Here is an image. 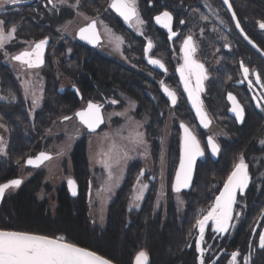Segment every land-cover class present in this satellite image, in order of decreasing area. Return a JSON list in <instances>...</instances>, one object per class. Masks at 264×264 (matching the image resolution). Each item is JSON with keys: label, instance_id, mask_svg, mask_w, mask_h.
Masks as SVG:
<instances>
[{"label": "trees", "instance_id": "1", "mask_svg": "<svg viewBox=\"0 0 264 264\" xmlns=\"http://www.w3.org/2000/svg\"><path fill=\"white\" fill-rule=\"evenodd\" d=\"M94 2L100 4L101 1ZM90 4L93 5V0L86 1L88 8ZM20 9L18 12H7L5 16L9 17L10 23L20 22L23 33L36 37V40L50 34L52 37L54 36L53 38L57 37L53 28L45 26L44 22L38 23L34 17L32 19V15L30 16L32 9L26 5ZM79 51L80 57H88V53L83 48ZM241 53L245 55L250 53L258 60L254 51L248 47H245ZM75 56L77 55H73L71 59H75ZM4 60L0 55V85L5 94L10 97L9 100L0 101V122L9 129V143L7 158L0 160V184L18 177L20 168L25 165L26 159L38 153L42 146L45 129L57 115V112L53 111L54 105L60 112H73L81 103L72 90H67L63 96L56 91L53 87L54 85L56 87L55 74L49 67L47 75L52 89H49L46 94L43 108L35 115L34 121H31L29 112L25 109L27 105L13 77V72L5 65ZM261 63L263 65L258 62L254 66L264 76V62ZM85 65L94 76L100 72V77L96 75L100 82L111 80L112 83L117 81L121 84L128 81L130 85L135 82L131 78L129 80L126 73L120 72L119 67H113L112 63L104 59L99 58L96 66L94 63ZM132 74L134 73L129 71V75ZM122 76L126 77L123 82L121 81ZM222 86H225L223 80L215 84L213 88L214 105L218 110L224 109ZM81 87L85 91L91 88V82L87 75L82 77ZM11 98H14L15 101H10ZM153 118L159 123V116L153 115ZM190 121L193 123L189 126L192 127V131H195L206 155L204 160H199L196 163L189 189L184 194L186 205L182 216L176 210L173 196L169 194L172 191L173 180H175L172 178V172L178 164L177 158L180 149L179 138L174 135L169 151L171 161L168 162L170 172L168 188H165L168 194L165 209L154 210L153 197L149 194L139 210L131 212L128 210L129 196L138 169V165L137 167L133 165L129 169L125 183L109 207L106 228L92 226L86 203L90 173L84 145L77 143L71 153V164L73 178L80 187V195L77 198H72L67 186L62 184L57 189V206L53 213L48 203L39 200L37 196L42 187V179L40 172L35 171L30 178H22V184L18 188L9 189L6 192L0 207V228L37 232L53 237L62 235L68 242L89 248L116 264H134L136 256L141 250L147 252L150 259L149 264H198L196 221L210 210L215 197L237 160L241 156L249 159L253 154H258L261 151L259 142L264 139V115L250 109L241 126L228 119L226 126L231 139L222 143L216 159L211 158L208 154L203 133L198 127L196 128L194 119L191 118ZM148 131L149 138L155 139L156 142L153 147V157H156L159 155L160 149L156 139L161 135V130L160 132L158 130V134H156L152 124ZM177 132H179V128ZM236 208L241 211L240 220L233 233L214 240L210 252L208 251L207 262L213 260L223 250L215 264H226L233 252L239 251L243 256L256 246L255 243H252V231L264 213V177L257 184L254 182L250 184L246 193L239 197ZM208 239L212 240L211 235ZM255 255L257 259L255 258L254 264H264V252L257 249Z\"/></svg>", "mask_w": 264, "mask_h": 264}, {"label": "rangeland", "instance_id": "2", "mask_svg": "<svg viewBox=\"0 0 264 264\" xmlns=\"http://www.w3.org/2000/svg\"><path fill=\"white\" fill-rule=\"evenodd\" d=\"M86 1L87 0H66L65 3H60L59 0H23L22 3L16 5L6 4L2 8H0V21L6 22L4 25L5 32L7 33L13 27L16 29V31L13 33L12 38L4 45L3 48H0V55L2 58L5 59L4 62L8 69L13 72V77L21 91L23 100L27 105L25 109L26 111L28 110L29 119L31 121H34L35 115L43 108L46 94L49 92V89H52L51 83L46 80V78L48 77L47 71L49 70V67H52V71L55 74L56 87L55 85L53 87L56 89V91L58 90V88H72L73 86L77 85L76 81L78 79V76L82 77L86 73L87 68L84 67L83 64L82 66H79L78 64V66H76L75 60L71 59L73 55H76L75 52L77 50L76 32L79 27L87 24L91 18L96 17V15L98 16L100 12H103L104 7L108 3V0H101L100 4L98 3L97 5H95L96 2L93 1V5L90 4L89 8L86 5ZM42 3H45L46 5L43 6ZM25 5L32 9V13L30 11L28 12L29 14L31 13L30 16L32 15V19L34 17V19L38 23L44 22L45 26L53 28L54 30H52L55 31L57 34V37L55 38H53L54 36L52 37L51 34L47 36L49 40L48 47L50 48L47 52L45 51L43 65L36 68H28L26 64L12 59L13 56L18 55L22 51L31 50V48L36 42L46 38L44 36V38L42 37L36 40V37L27 33H23V31H21L22 24L20 22L10 23L9 17L5 16L7 12H18L19 10H21L20 8L25 7ZM136 6H140V2L138 0H136ZM95 10H97V12H94ZM139 17L140 20L143 21V23L137 25L136 21L133 22L132 33L130 31L128 32L129 39L132 40L134 38V34H136L138 36L143 35V37L149 40H153V35L149 33V25L141 15H139ZM98 23L101 32L105 35L106 40L104 44V46L106 45V48L102 49L99 54L106 55L107 57L116 60H125V58H128V60L130 61L134 59V56H125V50L127 49V45L125 42L127 40H125L124 37L119 35V33L116 32L114 29L109 28V26L105 24L102 18H98ZM117 37H119L123 41L120 44L119 48L116 47ZM223 38V35H220L218 37V40L220 42H226ZM107 44L109 45V47ZM69 49L71 51H69ZM218 50L220 49L214 51L201 52V62L204 63L208 72V79L206 80L207 82H205L206 89L201 94L204 109L208 114L209 120L211 121L207 128H204L200 124V121L193 108L188 109L187 107L185 108V106L182 105V113H180L179 110L177 111V113H174V111L172 110L169 113L168 117L165 115L167 117L166 121L164 120V123L162 124L163 126L160 128L161 136L159 138V155L156 157H152L151 144L148 141L146 135V129L148 126L149 119L144 114H138V109L135 105V100L130 99L127 95L122 94V92H120L119 90L115 91L116 89H113V93H115L116 95L108 94V99H106L107 102L106 100L104 101L102 98L98 100L91 99L97 102L107 103L104 109V114L106 116L104 119V125L97 132H88L86 127H83L77 121L78 118L76 116L75 111L60 112L58 111L59 109L57 108V106L54 105L53 111L57 112V115L47 125L43 136L42 146L38 151L50 152L53 154V158L49 162L46 161L44 163L45 165L42 168L36 170L29 169V167L23 165V167L20 168V173L18 177L16 178H30L35 173V171L40 172V176L42 179V187L40 188V191H38L37 196L39 200L46 201L50 206L52 212L55 213V209L57 206V189L62 184H65L69 192L68 181L73 178V168L71 164L72 150L77 143H83L86 161L90 173L88 187L86 190V203L88 208L89 221L91 222L92 226H96L102 229L106 228L109 207L115 199L118 191L125 183L129 174V169L133 165H135V167H137L138 165V169L129 196L128 210L130 212L133 210H139L149 194H151V196L153 197L154 210L159 211L161 208L165 209V201L167 200L168 195L165 191V188L168 184L167 170L169 162V151L172 146L171 139L174 133V128H176L174 135H180L182 128L179 127V123H189V126L193 123L190 121V119L193 118L196 123V128L198 127L202 131V133H204V136L212 137L217 143H220L222 145L224 141H228L231 139V135L229 134L228 128L226 126V123L228 122L227 120L230 119L227 114L228 103L226 99V93H236L238 96H240L243 102H247L248 100V95L246 93L241 92V94H239L234 87L232 88L230 85L227 87L225 85L222 86L224 93V95L222 94V96L225 102L223 106L224 109L222 108L221 110H218L214 105L213 88L215 87V84H217V81L214 77V72L218 68V66L216 65L218 59L215 57V54ZM60 51L62 52L59 53ZM240 56L241 58H239L237 62L239 71L237 72L236 69V71H234L235 75L236 73H240L239 75H244L241 63H243L244 67H248L249 60L251 62L252 59L253 65L258 63L257 59L255 57H251L250 53L247 55H243V53H241ZM257 72L260 73L259 69H257ZM234 73L232 74L233 77L229 78L230 81L235 77ZM248 75H254L253 68L252 70H249ZM227 76L228 73H226V77ZM227 82H229V80H227ZM33 91H35L36 95L40 97L36 105H33L32 103ZM9 97V95L5 94L0 85V101L9 100ZM10 101L14 102L15 100L13 98ZM112 101H117V103H115L117 105H113ZM156 101L158 102V98L154 102ZM226 103L227 106L225 105ZM81 104L84 107L86 105V100H84V102ZM156 108L159 113L162 112L160 106H158L157 103ZM166 109H168V106L166 107ZM121 113H123V115H118ZM65 116L69 117V119L65 120ZM187 119L189 121L188 123ZM137 124L140 125L139 128L136 127ZM178 128H180L179 132H177ZM136 131H139L143 134V138L146 143H134L133 138ZM180 142L181 139L179 138V146L181 144ZM8 143L9 129L6 127L5 124L0 122V147H3V152H0V160H4L8 156ZM263 147L264 139H261L259 142V149L261 151L258 154H253L249 159L244 158L245 163L248 165V171L251 177L250 184L253 182L254 184H257L264 177ZM125 152H127V157L121 160L119 164L111 163L106 158L109 154L113 156H122ZM180 154L181 150L179 149V157H175L177 158L178 163L175 168V172L179 168ZM34 155L36 154H33L31 156ZM210 157L213 158L212 154L210 155ZM202 159V157H199L197 159V162ZM239 159L237 160V162L239 161ZM109 163H111V177L109 175V167L107 166ZM142 171L144 174L141 176L140 174ZM172 178L174 179L175 176ZM173 181L175 182V180ZM141 184H147L149 185V187L145 190L143 199L140 201H136L135 197L138 194V189ZM78 189L79 196V185ZM188 189L189 187L182 189L180 192H176L172 187V191H170L169 193L171 196H173L174 205L176 207L177 212L181 216L184 214V209L186 205L184 194ZM247 189L243 194H240L238 192L237 202L239 200V197L243 196L246 193ZM136 204H139V207H136ZM236 205L233 209V220L231 221L232 227L229 229L228 232L216 233L212 229L211 221H209V224L206 227L205 231V240L201 244V248L204 249V264H215L220 255H222L223 250L220 251V253L216 255L213 260L207 262L209 258L207 257V255L209 254L208 251L210 252L214 240L216 238H224L229 234L233 233L235 226L240 220L241 211L236 208ZM238 213L239 215H237ZM0 230L13 229L0 228ZM261 232H264V213L260 216L252 231V243H255L256 246L252 250L250 249L248 253L243 256H241V253L239 251H235L239 254L236 258L235 264H254V260L257 255H255V251L258 249L264 252V249H261L259 247V236ZM209 234L212 238V240L210 239L211 241L208 239V237L210 236ZM57 237L66 240L65 236L59 235ZM198 239L199 229L197 227L196 241ZM196 250L198 252L197 262L198 264H200L201 252L197 249V246ZM149 262L150 259L148 256L147 264H149ZM226 264H233L232 254L229 256Z\"/></svg>", "mask_w": 264, "mask_h": 264}, {"label": "flooded vegetation", "instance_id": "3", "mask_svg": "<svg viewBox=\"0 0 264 264\" xmlns=\"http://www.w3.org/2000/svg\"><path fill=\"white\" fill-rule=\"evenodd\" d=\"M138 1L140 2V6H137L138 13L147 22V24L149 25V33L153 35V40H151L153 47L148 52H145V48L147 47V42L149 41V39L143 37V35L138 36L136 34H134V38L132 40L129 39L128 32L130 31L132 33L133 22L135 20L131 24L124 21L123 18L120 17L119 14H117L115 10L110 7L112 0L107 1L108 3L104 7L103 12H100L98 16L96 15V17L91 18L87 24L77 29V56H75L74 59L76 66H82L83 64V66L86 67L85 64L87 63L89 65L94 63L96 66L98 59L101 58L112 63L113 67H119L120 72L122 71V73H126L125 75L128 76V79L131 78L132 81L135 82L131 85L128 81L123 82V79L125 80L126 78H123V76L121 79L123 83L121 84H119L117 81H115V83H112L113 81L110 82L111 80L100 82V79L96 77V75L98 76L100 72H98V74L94 76L90 72V70L86 69L87 73H85L84 76L87 75L91 82V88L88 91H85L81 87V79L83 76H78V79L76 81L77 85L73 86L72 88H58L57 90V92L62 96L67 90H72L75 92L81 103L86 100V105L83 107L80 103L79 107L75 110V113L78 110L85 109L88 103L91 101L93 103L102 105L101 110L105 119L106 116L104 114V109L107 103L97 102L94 100L102 98L105 101L106 99H108V94L116 95L115 93H113V89H116L115 91L119 90L120 92H122V94H125L130 99L135 100L138 114H144L149 119L146 129V135L148 141L151 144V152L153 157V147L156 145V142L155 139H150L148 136L149 127L153 124L154 131L156 132V134H158V130L160 132V128L163 126L162 124L164 123V120L166 121V118L169 116V113L172 110L174 111V113H177L178 110L180 111V113H182V105L185 106V108L187 107L188 109H192L191 102L187 98V93L184 91L183 83L180 80V76L177 71V68L183 63V53L181 51L183 41L187 36L191 35L193 37V44L196 48L194 57L200 62L202 60V51H214L220 49L215 54V57L218 59V62L216 64L218 68L216 67L217 69L214 72L215 80L217 81V83L223 80V82L225 81V85L227 87L230 85L232 88L234 87L239 94H241V92H244L248 95V100L246 99L247 102H243L240 96H238L236 93H232L236 97L239 104L243 106L245 110L244 120L246 118L248 110L250 109H253L254 111L264 115V87H262V85H264V76H262L260 73V82H256L255 74L258 72L257 67L252 64L253 59L251 60V62L249 60V65L251 68L249 67V65L247 67L249 70H252V68L254 70L253 76L248 75V80L252 81L251 88L249 87L248 81L245 80L244 75H239L240 73H236L235 75L234 73L236 69L237 72L239 71L237 62L239 58H241V51L245 50V47H248L252 51L256 52L244 40L241 35L240 29L235 27L236 20L240 21V26L244 30L243 32L252 41H254L262 51H264V29H261L259 27V24L264 21V0H229V3L232 5L231 9H229L228 4H225L223 0ZM42 5L45 6L46 4L42 3ZM164 10L171 12L174 18L172 22V30L176 32L177 35L175 37H172L171 39H169L168 30L157 24L154 19L155 16H157ZM94 12H97V10H95ZM232 12H235L236 14L235 20L232 17ZM98 18H102L105 24L109 26V28L114 29L119 33V35L127 40L125 42L127 45L125 56H134V59L130 61L128 60V58H125V60H116L111 59L106 55L99 54L102 49L106 48V45L104 46L106 40L105 35L100 30ZM182 20L185 22L183 25L180 23V21ZM92 21H96V31L99 35V40L95 44L84 43L82 39L79 38V30L82 27H86ZM220 35H223V39L226 42H220L218 40V37ZM225 45H227V47H225ZM48 46L49 44L46 46V52L50 48ZM80 48H83L88 53V57H80ZM151 59H159L162 63H164L166 71L159 69L158 66H153L152 64H150L149 61ZM50 69H52V67H50ZM129 71H132L134 74L129 75ZM226 73H228L227 77ZM233 73L235 77L230 81L229 78L233 77ZM46 80L50 82L48 77L46 78ZM227 80H229V82H227ZM165 86L176 92L177 103L175 105L171 103L170 98L162 91V88ZM228 93L230 92L226 93V99L228 103L227 114L232 121L241 126L244 120L243 122L238 121L235 117V114L230 110L232 104L227 98ZM157 98L158 102H154L155 100H157ZM257 101H259V107H257ZM156 103L158 104V106H160V109L162 110L161 113L158 112ZM227 103L225 104L226 106ZM113 105L116 106L117 104L113 103ZM167 106L168 109H166ZM153 115L159 116V123L156 122V120L153 118ZM103 125L97 131H99L103 127ZM180 125L181 124L179 123V127ZM189 129L191 130L190 127ZM175 131L176 128H174L172 138L174 137ZM160 136L156 139L158 140L159 145ZM178 136L181 139V150L183 129ZM203 137L208 148V154L211 155L210 148L207 144L208 136H204L203 133ZM218 144L221 145L220 143ZM202 158V160H204L205 156H203ZM169 172L170 171L167 170V177L169 175ZM175 173L176 172L174 169V171L172 172V177L175 176Z\"/></svg>", "mask_w": 264, "mask_h": 264}, {"label": "snow or ice", "instance_id": "4", "mask_svg": "<svg viewBox=\"0 0 264 264\" xmlns=\"http://www.w3.org/2000/svg\"><path fill=\"white\" fill-rule=\"evenodd\" d=\"M22 2L23 0H0V8L6 4L16 5ZM59 2L65 3L66 0H59ZM223 2L228 4L229 9L232 8L229 0H223ZM110 7L129 24L134 20L137 25L143 23L139 17L136 0H112ZM232 17L234 20L236 19L235 12H232ZM154 19L157 24L168 30L169 39L177 35V33L172 30L174 18L171 12L164 10L155 16ZM5 23V21H0V48L4 47L16 31L13 27L6 33L4 30ZM180 23L183 25L185 22L182 20ZM235 27L240 29L243 33L244 30L241 28L239 20H236ZM259 27L264 29V21L259 24ZM78 35L80 39L86 40L89 43H97L99 35L96 31V21H92L86 27L80 28ZM122 42L123 41L117 37L116 47L119 48ZM48 43L49 40L47 37L41 39L34 44L31 50L22 51L18 55L13 56L12 59L26 64L28 68L39 67L44 63L45 50ZM152 47V41L149 40L145 52L150 51ZM225 47H227V45H225ZM69 51L71 50L69 49ZM181 51L183 53V63L177 68L180 80L183 83L184 91L187 93V98L191 102L200 124L204 128H207L211 121L208 118V114L204 109L203 100L201 99V93L205 90L204 82L208 79L207 69L203 63L194 57L196 48L193 44V37L191 35L184 39ZM149 63L166 71L164 63L159 59H151ZM241 67L244 78L248 81L249 87L251 88L252 81L248 80L249 69L244 67L243 63H241ZM255 75L256 82L259 83L260 73H256ZM262 87H264V85H262ZM162 91L170 98L173 105L177 103V94L175 91L166 86L162 88ZM32 96V103L36 105L40 97L36 95L35 91L32 92ZM227 98L232 104L230 110L235 114L238 121L243 122L245 116L243 106L239 104L232 93H228ZM112 103H117V101H112ZM259 106V101H257V107ZM101 107L102 105L90 101L85 110L76 113L81 123L85 125L89 131H95L104 122L101 114ZM118 115H123V113ZM64 119L68 120L69 117L65 116ZM136 127L139 128L140 125L137 124ZM180 127L183 129V137L179 168L175 173V182L173 184V189L176 192H180L182 189L190 186L197 159L205 155L200 141L189 127L183 123ZM133 140L136 144L146 143L143 134L139 131L135 132ZM207 144L212 155H217L220 152V145L212 137H208ZM0 152H3V147H0ZM126 157L127 152L122 156H113L109 154L106 158L111 163L119 164L121 160ZM47 159H50V155L42 152L35 159L29 158L27 164L38 166ZM111 163L107 165L109 167L110 177ZM143 174L142 171L140 175L142 176ZM250 181L251 177L248 171V165L245 163L243 156H241L224 181L223 188L219 191V195L215 197V202L210 210H208L201 219L196 221V226L199 229V239L196 241V246L201 252L200 264H204V249L201 248V244L205 240V231L209 221H211L212 229L216 233L228 232L232 227L231 221L233 220V209L237 203V194L238 192L243 194L248 188ZM68 183L75 195L76 182L74 180H69ZM21 184V179H12L6 183L0 184V198L4 197L6 190L18 188ZM148 187L149 185L147 184L140 185L138 194L135 197L136 201L143 199L144 192ZM136 207H139V204H136ZM237 215H239V213ZM259 242V247L264 249V232H261ZM238 255L237 252L232 253L233 264H235ZM147 261L148 254L146 251L142 250L137 254L135 264H147ZM0 264H111V262L100 257L93 251L79 247L73 243L64 242L60 238H51L47 235L33 234L25 231L0 230Z\"/></svg>", "mask_w": 264, "mask_h": 264}, {"label": "water", "instance_id": "5", "mask_svg": "<svg viewBox=\"0 0 264 264\" xmlns=\"http://www.w3.org/2000/svg\"><path fill=\"white\" fill-rule=\"evenodd\" d=\"M241 35H242V37L244 38V40L255 50V51H257L260 55H262V57H264V52L257 46V44L254 42V41H252L244 32L242 33L241 32ZM246 37V38H245ZM84 43H89V42H87L86 40H82ZM87 108V107H86ZM85 108V109H86ZM85 109H83V110H85ZM79 111H81V110H78L77 112H79ZM76 112V113H77ZM101 114H102V110H101ZM102 117H103V114H102ZM77 118H78V120L80 121V119H79V117L77 116ZM103 120H104V117H103ZM104 123V122H103ZM103 123L95 130V131H97L102 125H103ZM85 126V125H84ZM86 127V126H85ZM87 128V127H86ZM88 130V129H87ZM95 131H89L88 130V132H90V133H92V132H95ZM47 153V154H49L50 155V158H51V154L50 153H48V152H45V151H41V152H39V153H37L36 155H34V156H31V157H28L27 159H26V161H25V165L27 166V167H29V168H38V167H40V166H42L47 160H49V159H47V160H44L43 161V163H40L38 166H33V165H28L27 164V160L29 159V158H32V159H35V158H37L38 156H39V154L40 153ZM213 156V158H216L217 157V155H212ZM194 170H195V167H194ZM194 174V173H193ZM13 179H21V178H13ZM10 180H12V179H10ZM10 180H7V181H5V182H3V183H6V182H8V181H10ZM22 180V179H21ZM70 180H73V179H70ZM2 184V183H1ZM68 188H69V192H70V196L72 197V198H76L77 196H78V194H79V189H78V185H77V183H76V194L74 195L73 194V191H72V188L70 187V185H69V183H68ZM223 188V187H222ZM222 190V189H221ZM7 191V190H6ZM3 199H4V197L3 198H0V207L2 206V203H3ZM11 231H15V230H11ZM30 233H32V232H30ZM33 234H37V233H33ZM39 235H42V234H39ZM49 237H51V238H60V237H52V236H49ZM60 239H62V238H60ZM64 242H68V241H66L65 239H62ZM68 243H71V242H68ZM73 244H75V243H73ZM75 245H77V246H79V247H82V248H85V249H88V250H90V251H93V250H91V249H89V248H86V247H83V246H80V245H78V244H75ZM93 252H95V251H93ZM97 255H99L100 257H102V258H104V259H107V260H109L110 262H111V264H116L115 262H113L112 260H110V259H108V258H106V257H104V256H102L101 254H99V253H97V252H95Z\"/></svg>", "mask_w": 264, "mask_h": 264}, {"label": "bare ground", "instance_id": "6", "mask_svg": "<svg viewBox=\"0 0 264 264\" xmlns=\"http://www.w3.org/2000/svg\"><path fill=\"white\" fill-rule=\"evenodd\" d=\"M258 46V45H257ZM259 47V46H258ZM260 48V47H259ZM261 49V48H260ZM264 52V51H263ZM256 55H257V57H258V62H259V64L260 65H263L261 62H264V57H262V55H260L257 51L256 52H254ZM251 57H253L252 55H251ZM262 60H260V59ZM79 123H81V121H79V120H77ZM82 124V123H81ZM82 126L84 127V125L82 124ZM87 129V128H86ZM75 147V146H74ZM46 152V151H45ZM39 153V152H38ZM48 153H50V152H48ZM37 154V153H36ZM51 155H53L52 153H50ZM31 157V156H30ZM53 158V156H51V158L49 159V160H47L48 162L51 160ZM45 164H43L42 166H40V167H38V168H31L32 170H36V169H40V168H42L43 166H44ZM196 166V165H195ZM71 179H73V178H71ZM75 182H76V180L75 179H73Z\"/></svg>", "mask_w": 264, "mask_h": 264}]
</instances>
